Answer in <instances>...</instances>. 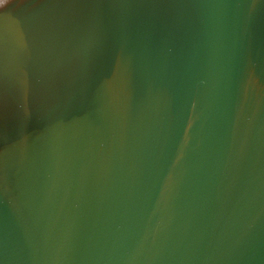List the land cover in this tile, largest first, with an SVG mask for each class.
<instances>
[{"label": "water", "instance_id": "95a60500", "mask_svg": "<svg viewBox=\"0 0 264 264\" xmlns=\"http://www.w3.org/2000/svg\"><path fill=\"white\" fill-rule=\"evenodd\" d=\"M0 264H264V0H0Z\"/></svg>", "mask_w": 264, "mask_h": 264}]
</instances>
